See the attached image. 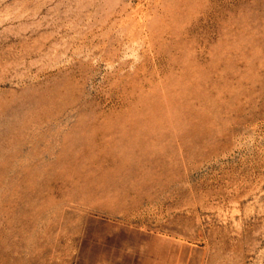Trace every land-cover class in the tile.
I'll return each instance as SVG.
<instances>
[{
	"label": "rangeland",
	"instance_id": "rangeland-1",
	"mask_svg": "<svg viewBox=\"0 0 264 264\" xmlns=\"http://www.w3.org/2000/svg\"><path fill=\"white\" fill-rule=\"evenodd\" d=\"M0 264H264V0H0Z\"/></svg>",
	"mask_w": 264,
	"mask_h": 264
}]
</instances>
